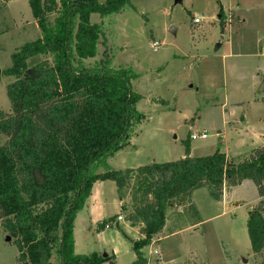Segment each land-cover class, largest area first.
Segmentation results:
<instances>
[{"label":"rangeland","instance_id":"374dc122","mask_svg":"<svg viewBox=\"0 0 264 264\" xmlns=\"http://www.w3.org/2000/svg\"><path fill=\"white\" fill-rule=\"evenodd\" d=\"M90 22L103 31L97 54L75 64L89 67L107 53L112 66L131 68L137 74L133 90L141 96L136 107L144 116L106 166L174 161L184 157L187 142L191 156L220 150L240 163L264 145V0H132L121 13H92ZM41 34L30 0H0V109L6 112L15 113L7 94L15 78L4 70L13 52ZM203 131L207 138H191ZM100 185V200L90 195L74 220L75 253L106 255L103 264H132V245L141 235L126 219L131 189L123 197L113 181ZM232 188L219 201L207 187L195 190L197 214L188 204L169 206L163 231L143 249L148 264H262L247 230L257 187L245 180ZM105 219L111 225L98 231ZM8 236L0 225V264L17 263L18 249Z\"/></svg>","mask_w":264,"mask_h":264},{"label":"trees","instance_id":"16d2710c","mask_svg":"<svg viewBox=\"0 0 264 264\" xmlns=\"http://www.w3.org/2000/svg\"><path fill=\"white\" fill-rule=\"evenodd\" d=\"M131 1L30 0L42 34L12 53L4 74L15 78L7 88L15 113L0 109V225L17 246L16 264L110 259L74 249L76 215L94 184L105 180L113 181L123 197L131 189L126 219L141 235L132 245V264H148L143 249L163 231L169 206L188 204L197 214L191 203L195 190L207 187L219 201L225 189L253 181L259 200L248 212L247 230L252 251L264 264V145L240 163L220 150L191 156L187 142L184 157L174 161L124 170L106 166L144 119L136 107L141 96L132 86L137 74L112 66L107 53L89 67L75 60L97 54L103 31L90 15L121 13Z\"/></svg>","mask_w":264,"mask_h":264},{"label":"crops","instance_id":"0c3cea01","mask_svg":"<svg viewBox=\"0 0 264 264\" xmlns=\"http://www.w3.org/2000/svg\"><path fill=\"white\" fill-rule=\"evenodd\" d=\"M100 183H101V181H97L95 184H94V186H93V189H92V194H91V198H93V199H95V202H97V201H99L100 200V197H101V192H100V187H101V185H100ZM228 189V191L229 192H231V190L233 189V188H227ZM227 189H225L224 191H227ZM121 207H122V201H121ZM95 221H97V220H95ZM94 221V222H95ZM107 221V219H105L104 221H102L101 223H98V227H97V230L98 231H100L99 230V228H101V229H103V223L104 222H106ZM138 231H139V229H138ZM139 239V238H138ZM106 256V255H105ZM112 256H114V258H115V255L114 254H112ZM135 260V259H134ZM113 262H115V260L113 261Z\"/></svg>","mask_w":264,"mask_h":264},{"label":"built area","instance_id":"2783aa9c","mask_svg":"<svg viewBox=\"0 0 264 264\" xmlns=\"http://www.w3.org/2000/svg\"><path fill=\"white\" fill-rule=\"evenodd\" d=\"M194 22H195V23H199V22H200V19H199V18H195V19H194ZM153 46H154V51H156V50L158 49V46H159L158 41H155V42L153 43ZM207 137H208V134H207L206 131H203V132L200 133V134H193V135H191V138H192V139H198V138L205 139V138H207ZM119 219H121V216L119 217Z\"/></svg>","mask_w":264,"mask_h":264},{"label":"water","instance_id":"95a60500","mask_svg":"<svg viewBox=\"0 0 264 264\" xmlns=\"http://www.w3.org/2000/svg\"><path fill=\"white\" fill-rule=\"evenodd\" d=\"M7 240H10V236L7 237ZM105 256V255H104Z\"/></svg>","mask_w":264,"mask_h":264}]
</instances>
